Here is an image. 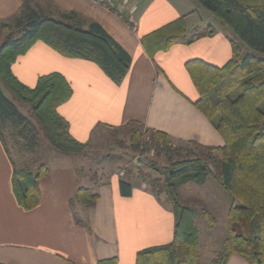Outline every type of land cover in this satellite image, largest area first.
Returning a JSON list of instances; mask_svg holds the SVG:
<instances>
[{"label": "crops", "instance_id": "crops-1", "mask_svg": "<svg viewBox=\"0 0 264 264\" xmlns=\"http://www.w3.org/2000/svg\"><path fill=\"white\" fill-rule=\"evenodd\" d=\"M36 1L45 6L50 1L55 9L76 11L87 22L100 23L132 57L120 83L92 61L63 56L41 40L13 63L14 74L30 87L39 76L52 72L67 78L73 94L58 112L75 139L91 144L99 129L135 122L144 129L165 132L173 143L224 144L221 134L193 104L199 92L186 63L199 58L223 66L232 58V40L237 37L197 0ZM21 5L22 0H0V20L15 16ZM181 17L188 33L208 27L213 32L191 44L179 39L168 51L151 58L142 37ZM15 161L0 140V264H98L108 258H116L118 264H136L139 251L173 240L172 206L135 176L105 163L96 166L85 153L56 150L43 162L50 166V173L40 180L39 205L25 210L12 188L13 171L23 166ZM122 180L132 183L131 195L121 193ZM79 188L97 193V202L83 206L73 201ZM227 264L249 263L233 254Z\"/></svg>", "mask_w": 264, "mask_h": 264}, {"label": "trees", "instance_id": "trees-1", "mask_svg": "<svg viewBox=\"0 0 264 264\" xmlns=\"http://www.w3.org/2000/svg\"><path fill=\"white\" fill-rule=\"evenodd\" d=\"M34 1L22 0L15 16L0 20V140L10 152L7 141L10 132L19 138V144L22 138L29 140L30 147L36 150L39 148L38 131H41L55 150L83 154L88 143L78 141L69 133L67 122L58 112L59 105L73 94L67 78L60 72H52L39 76L36 85L30 87L14 74L13 63L41 40L63 56L92 61L111 80L120 83L130 69L132 57L100 23L87 22L76 11L51 10L50 1L45 7ZM197 1L238 38L232 40V58L223 66L199 58L186 63L199 92L193 104L221 134L224 144L216 147L193 142L206 153L178 158L164 167L163 192L175 217L173 240L139 251L136 264H201L196 218L199 213L206 217L210 214L205 208L180 201L177 189L191 181L205 184L210 176L232 199L223 250L210 264H227L233 254H239L249 264H264V108L261 107L264 101V0ZM212 32L208 27L188 33L181 17L144 35L142 43L154 58L158 52L168 51L179 39L191 44ZM13 99L28 105L31 117L23 113ZM145 130L154 132L157 139L163 141L161 150L182 155L181 148L171 146L168 134ZM142 144L143 133L137 128L132 133V146L139 150ZM154 165L152 163V167ZM49 173L47 163L35 169H14L13 192L17 203L25 210L39 205V183ZM120 187L124 196L131 195L132 183L122 180ZM98 198L97 193L79 188L73 201L92 206ZM209 222L214 225L212 216ZM77 223L81 225L82 221L77 220ZM98 264H118V261L108 258Z\"/></svg>", "mask_w": 264, "mask_h": 264}, {"label": "rangeland", "instance_id": "rangeland-1", "mask_svg": "<svg viewBox=\"0 0 264 264\" xmlns=\"http://www.w3.org/2000/svg\"><path fill=\"white\" fill-rule=\"evenodd\" d=\"M34 3L36 4L37 1L35 0ZM41 5L45 7L44 4ZM50 9L55 10L53 7ZM204 10H207L208 14H212L208 9L204 8ZM6 93L12 98L8 91ZM15 103L23 113L31 117L28 105L17 101ZM261 107L264 108V101L261 103ZM33 123H35L34 120ZM137 128L143 133V144L139 150L134 149L132 146V133ZM18 140L19 138L16 135L12 136L10 132L8 133L9 150L17 165H23L18 168L30 167L35 169L41 163L49 160L56 152L48 144L41 131H38L39 148L36 150L30 147L29 140L22 138L20 139V144ZM170 144L173 148H181L182 155L168 154L166 151L161 150L164 145L163 141L158 140L154 132H146L139 124L131 123L119 128L99 129L95 133L91 144H88L85 154L96 166L98 163H105L110 168L116 167L119 171L135 176L140 182L152 189L155 194L159 193L158 196L162 202L171 205L163 192L165 181L164 167L169 166L175 159L201 155L206 153V151L196 147L193 143L170 142ZM138 156L146 157L155 165L153 167L135 165V160ZM177 195L180 201L193 204L198 208H205L210 214L206 217L204 214L199 213L196 218L200 237L201 264H210L217 253L223 250V240L228 229V209L232 203L231 196L212 176L208 178L205 184L193 181L183 184L177 190ZM211 216L213 217L214 225L209 222Z\"/></svg>", "mask_w": 264, "mask_h": 264}, {"label": "water", "instance_id": "water-1", "mask_svg": "<svg viewBox=\"0 0 264 264\" xmlns=\"http://www.w3.org/2000/svg\"><path fill=\"white\" fill-rule=\"evenodd\" d=\"M137 166H152V162L144 156H138L135 160Z\"/></svg>", "mask_w": 264, "mask_h": 264}]
</instances>
